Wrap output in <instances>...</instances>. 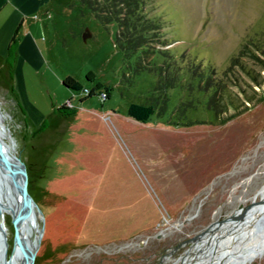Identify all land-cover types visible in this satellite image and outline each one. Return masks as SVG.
Returning <instances> with one entry per match:
<instances>
[{
    "label": "rangeland",
    "instance_id": "rangeland-1",
    "mask_svg": "<svg viewBox=\"0 0 264 264\" xmlns=\"http://www.w3.org/2000/svg\"><path fill=\"white\" fill-rule=\"evenodd\" d=\"M121 1L92 0L106 23L81 0L40 5L0 52V129L41 208L34 264H174L191 243L171 246L264 197V0Z\"/></svg>",
    "mask_w": 264,
    "mask_h": 264
},
{
    "label": "bare ground",
    "instance_id": "bare-ground-1",
    "mask_svg": "<svg viewBox=\"0 0 264 264\" xmlns=\"http://www.w3.org/2000/svg\"><path fill=\"white\" fill-rule=\"evenodd\" d=\"M0 134L7 139L10 137L6 131L1 129ZM16 207L17 201L12 198L11 194L6 193L2 196L0 193V215L2 218L0 224H3L6 236L7 226L4 212L13 216ZM38 227L39 223L36 218L34 221L22 224L20 264L27 262L24 249L26 251L31 250L34 242L33 229ZM259 227H262L264 231V203L252 206L245 213L243 210H237L233 212L231 219L211 224L188 241L191 243L187 247L188 249L173 263L212 264L213 261H220L224 258L219 264H247L251 258L258 256L264 248V233L262 235L258 234L257 230H259ZM2 232L1 229V234ZM203 248L206 249L204 250ZM173 251L171 250L168 253L162 264H169L170 254ZM215 252L221 253L222 256L215 257ZM201 258L202 260L200 261Z\"/></svg>",
    "mask_w": 264,
    "mask_h": 264
},
{
    "label": "water",
    "instance_id": "water-1",
    "mask_svg": "<svg viewBox=\"0 0 264 264\" xmlns=\"http://www.w3.org/2000/svg\"><path fill=\"white\" fill-rule=\"evenodd\" d=\"M91 32L86 30L83 32V38L86 40ZM13 138L6 139L4 135L0 134V193L11 194L12 198L17 201V207L14 210L12 219L15 226L13 242L11 246V252L8 254V240L3 224H0V264H20V253L22 251L20 242L22 235V224L28 221H34L37 212H41L39 204L34 199L28 188V173L25 161L21 158V155L17 152L13 142ZM264 203V197L259 199H252L251 201L237 207L236 209L243 210L245 213L253 205ZM224 217L218 219V222H222ZM0 221H2L0 215ZM208 224V223H207ZM2 229V234H1ZM257 230L259 235L264 233L262 227ZM34 242L30 251L24 249L27 262L24 264H34L35 253L40 244L43 226L33 229ZM192 238V237H191ZM189 239H185L176 245L171 246L172 249H177Z\"/></svg>",
    "mask_w": 264,
    "mask_h": 264
},
{
    "label": "crops",
    "instance_id": "crops-1",
    "mask_svg": "<svg viewBox=\"0 0 264 264\" xmlns=\"http://www.w3.org/2000/svg\"><path fill=\"white\" fill-rule=\"evenodd\" d=\"M53 1L55 0H0V16L3 14V19L0 22V52L3 54L7 53L10 40L16 28L20 27L19 30L22 29L29 20L30 14H34L40 5L48 8L49 4ZM9 2L14 6L5 14L4 11ZM28 42L32 44L30 37ZM23 44V40L21 44L18 41L17 48L20 49V46Z\"/></svg>",
    "mask_w": 264,
    "mask_h": 264
},
{
    "label": "trees",
    "instance_id": "trees-1",
    "mask_svg": "<svg viewBox=\"0 0 264 264\" xmlns=\"http://www.w3.org/2000/svg\"><path fill=\"white\" fill-rule=\"evenodd\" d=\"M84 4L88 5L90 8H92L96 14V16L104 23L108 22L110 20V18L105 15V13H103V11L99 8L96 7V5H94L92 3V0H81ZM141 0H130L128 1L127 4H123V8H127L129 6V4L133 5L136 9V6L139 4ZM122 3H124L125 1H121ZM132 9V8H131ZM134 9V10H135ZM133 10V11H134ZM131 12V11H128ZM133 12H131L130 14L132 15ZM129 14V16H131ZM19 30V28H17L16 32L13 34L11 41L9 43V47H8V51L9 54L10 52L13 50V47L16 48L17 44H18V37H17V31ZM141 44V43H140ZM90 74L94 75L93 72H89L87 74V76L90 77ZM63 83L71 88L74 89H81L83 87L82 83L80 80H78L77 78H75L74 76H72L71 74H68L66 77H64L63 79ZM101 82H98L96 85H94L91 89L88 95L94 94L96 93L95 90L101 85ZM57 109L62 112L63 114H72L73 113V109L66 106L65 104H62L60 106L57 107ZM155 112V106L153 104L150 103H144V102H140V101H131L128 105V113L135 117L136 119L142 120V121H146L150 118L151 114ZM46 122H44L45 124Z\"/></svg>",
    "mask_w": 264,
    "mask_h": 264
}]
</instances>
